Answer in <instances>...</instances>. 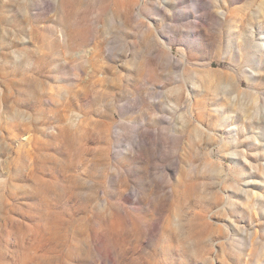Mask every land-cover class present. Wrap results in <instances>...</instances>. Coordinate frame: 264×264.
Listing matches in <instances>:
<instances>
[{"label": "rangeland", "instance_id": "rangeland-1", "mask_svg": "<svg viewBox=\"0 0 264 264\" xmlns=\"http://www.w3.org/2000/svg\"><path fill=\"white\" fill-rule=\"evenodd\" d=\"M0 264H264V0H0Z\"/></svg>", "mask_w": 264, "mask_h": 264}]
</instances>
